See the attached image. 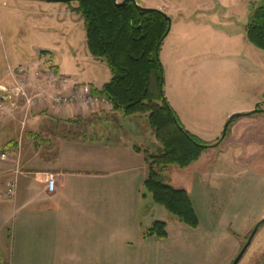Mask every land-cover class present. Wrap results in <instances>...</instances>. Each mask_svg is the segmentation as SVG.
Instances as JSON below:
<instances>
[{"label":"crops","instance_id":"0c3cea01","mask_svg":"<svg viewBox=\"0 0 264 264\" xmlns=\"http://www.w3.org/2000/svg\"><path fill=\"white\" fill-rule=\"evenodd\" d=\"M155 1L146 7L162 9ZM243 1L200 0V3L207 9L212 6L210 11L216 19L231 20L233 15H239L238 5ZM244 3L249 4V0ZM247 15L250 16L249 13ZM245 40L237 45H240L239 57H245L246 61L244 64L234 63L232 70L236 77L219 78L217 92L220 89L221 94L216 98L221 103V111L202 114L217 115L219 118L215 123L219 126L218 130L226 125L232 113H243L240 116L250 118L234 121L229 136L219 140L217 145L207 149L208 153L188 166L184 184L171 183L175 179L173 176L169 183L175 187H185L191 193L194 174L210 172L216 166L218 179L241 180L235 186L236 193L253 194L250 200L252 204L249 200L242 203L246 205V210H251L256 196L254 180L256 177L264 179L263 175L257 174L264 164V139L252 140L249 129L264 127V79L256 83L259 85L257 88L250 89L252 82L238 77V74L246 75L247 68L251 66L257 72H262L261 69L264 72V50L251 43L247 36ZM41 48L44 47L30 52L27 59L24 53L17 51L12 56V63H17L0 73V84L12 86L11 82L20 81L27 87L26 95H14L9 100H4L0 92V150L13 149L8 162L0 170V180L5 172L11 171L10 168L14 169L17 165L21 168L17 196L14 199L0 196V253L10 251L11 246L14 255H49V264H54L53 255H71L75 261L73 264H91V191L96 198L92 208L97 224L101 222L102 212L105 215L103 220L115 223L117 219L123 220L122 213L128 214L129 209L139 218L144 232L156 220L147 213L149 207L156 203L151 204L153 200L145 191L144 182L149 166L144 150L148 143L157 140L146 121V115L126 116L106 105L74 103L55 106L51 95L58 87L48 84L46 73L42 70L58 64L50 62L51 56H42ZM22 59L24 62H21ZM95 61L105 62L91 54V62ZM26 67L35 73V77L29 75V82L21 77ZM74 80L78 81L76 78ZM105 82L97 84L91 81L90 84L100 89ZM29 88L34 89L33 94H40V101L33 107L27 101L32 98ZM21 99L20 107H15ZM259 105L261 109L257 113H248L255 111ZM252 123L256 126L249 128ZM219 137L220 134H216L202 139L212 143ZM216 147L219 153L216 151L214 160L206 157L208 155L205 154H213ZM51 173L56 181L53 191L47 187ZM111 202L118 205L120 212L114 218L110 212L117 208ZM9 226L12 230H9ZM247 230L242 231V237Z\"/></svg>","mask_w":264,"mask_h":264},{"label":"rangeland","instance_id":"374dc122","mask_svg":"<svg viewBox=\"0 0 264 264\" xmlns=\"http://www.w3.org/2000/svg\"><path fill=\"white\" fill-rule=\"evenodd\" d=\"M139 2L145 7L154 4L153 0L152 2L139 0ZM156 2L171 17V30L160 52L164 65L166 96L177 109L183 124L193 133L201 138L220 134L218 140L215 139L216 141L210 143L213 145L224 136L226 125L218 130L219 126L215 121L219 117L202 113L221 111V103L216 98L221 94L220 89L217 92L220 87L219 78H235L236 73L232 70L235 68L234 63L244 64L246 61L245 57H239L240 45H237L238 42L246 41V23L249 20L247 13L250 14L258 4L264 3V0H249V4L244 3V0L238 5L239 15H233L231 20L216 19L210 11L213 7L205 8L200 0H156ZM78 4V0H0V73L17 63H12V56L17 51L24 53L27 59L30 52L36 51L38 47H44L55 51H44L41 53L42 56H51L53 61L50 62L58 64L56 67L46 66L42 70L46 73L49 85L52 81L49 82L48 77L52 70L56 71V74L72 77L69 78V84L72 82L90 84L91 81L101 84L108 81L112 73L107 63L91 62L85 21L80 12L75 10ZM21 62L24 60L22 59ZM251 68H247L249 70L246 75L238 74V77H244L252 82L249 85L250 89L257 88L259 85L256 83L264 79L262 69V72H257V69ZM29 75L35 77L34 70L31 72L28 67L24 68L21 77L29 82ZM75 78L78 81H72ZM19 82H11L10 85H17ZM30 90L32 98L27 101L31 102L33 107L40 101L38 100L40 94H37L39 92L33 94L34 89L30 88L29 93ZM58 90L61 91V86ZM24 95L26 94L19 96ZM21 101L22 99L15 107H20ZM260 107L261 105L256 107L254 112L248 113H257L256 110L259 111ZM249 118L250 116L233 118V124L229 125L227 135H230L234 121ZM146 121L148 122V119ZM252 126L256 125L252 123L249 128ZM253 129H249L252 140L264 139V127ZM1 144L0 142V147ZM159 146L158 141L150 142L145 146L144 152L152 156L150 162L154 165L157 163H154L153 156L158 154ZM207 149L202 155L208 151ZM217 149L216 147L213 154H205L208 155L206 157H212L211 160H214L216 151L219 153ZM229 154L231 155L232 152L230 151ZM262 165V169L257 168L259 170L257 174L264 176V164ZM187 168L188 166H167L162 171L164 181L169 183L173 176L175 179L171 183L184 184L187 180ZM10 169L13 170V167ZM237 182L240 183L241 180L218 179L216 166L210 172L194 174L190 197L200 221L197 227L189 226L164 205L156 203L145 188L153 200L151 204L156 203L153 207H149L148 216L166 221L168 232L166 237L146 235L149 227L144 232L139 218L135 217L130 209L128 214L122 213L123 220L117 219L115 223L103 220L105 215L102 212L101 222L97 224L92 208L96 198L92 196L91 191V264H232L255 225L264 218V179L260 180L256 177L254 180L256 196L253 205L250 206L251 210H246V205L242 203L250 201L253 194L247 196L241 192L236 193ZM91 186H93L92 180ZM5 202L12 203L9 200ZM111 203L114 208L118 207L114 202ZM138 208L137 206V212ZM110 215H113V218L119 216L118 208L114 209L113 213L110 212ZM247 228L242 237V231ZM9 230H12L11 226ZM104 233L106 235L102 236ZM11 249L10 246V251L0 253V264L50 263L47 262L49 255H14ZM52 257L54 264L75 262L71 259V255ZM239 264H264V224L259 228Z\"/></svg>","mask_w":264,"mask_h":264},{"label":"trees","instance_id":"16d2710c","mask_svg":"<svg viewBox=\"0 0 264 264\" xmlns=\"http://www.w3.org/2000/svg\"><path fill=\"white\" fill-rule=\"evenodd\" d=\"M78 2L75 10L84 18L88 49L95 58L105 61L112 73L109 81L100 89L93 87V91L108 98L112 107L126 116H147L160 146L153 156L157 165L144 152L149 166L145 188L156 203L197 227L200 221L189 191L165 182L162 174L167 166H190L212 146L186 128L165 93L160 52L171 30V19L163 10L139 6L135 0ZM246 31L248 40L264 50V3L250 13ZM44 51L49 52L41 53ZM232 120L220 140L226 137ZM166 226V221L156 219L146 235L166 237Z\"/></svg>","mask_w":264,"mask_h":264},{"label":"built area","instance_id":"2783aa9c","mask_svg":"<svg viewBox=\"0 0 264 264\" xmlns=\"http://www.w3.org/2000/svg\"><path fill=\"white\" fill-rule=\"evenodd\" d=\"M56 71L52 70L49 78V82L54 87H58L53 93L52 99L55 106L84 103L91 106L106 105L111 106V102L103 95L97 94L93 91V86L89 83L72 82L69 84V77L62 74H56ZM19 82V81H18ZM61 86V91H59ZM24 82H19L17 85L8 86L6 84H0V92L5 96L6 100L12 99L14 95L26 94ZM4 99V100H5ZM2 103H0V107ZM13 151L11 148L0 150V170L8 162L10 154ZM21 172L20 165H17L10 172H5V176L0 180V196L4 199H14L18 193V176ZM56 181L54 174H49L48 189L53 191L56 187Z\"/></svg>","mask_w":264,"mask_h":264},{"label":"water","instance_id":"95a60500","mask_svg":"<svg viewBox=\"0 0 264 264\" xmlns=\"http://www.w3.org/2000/svg\"><path fill=\"white\" fill-rule=\"evenodd\" d=\"M63 1H67V0H63ZM127 0H123V2H126ZM136 3L139 5V6H142L140 5L137 0H135ZM169 16V15H168ZM169 18L171 19V17L169 16ZM170 29H171V26H170ZM41 50H47V51H51V49H48V48H41ZM3 98L5 99V96L3 95ZM243 113H239V112H235L231 115L230 117V120L235 118V117H238L240 115H242ZM229 120V121H230ZM228 121V123H229ZM228 123H226V127H225V133H226V130H227V126H228ZM224 133V134H225ZM218 143H215L213 144L212 146L214 145H217ZM264 224V218L261 219L254 227L253 231L251 232L247 242L245 243V245L243 246V248L241 249V251L239 252V254L237 255V257L234 259V261L232 262V264H239V262L242 260L244 254L246 253V251L248 250L249 246L251 245L252 241H253V238L255 237L256 233L258 232L259 228L261 227V225Z\"/></svg>","mask_w":264,"mask_h":264}]
</instances>
